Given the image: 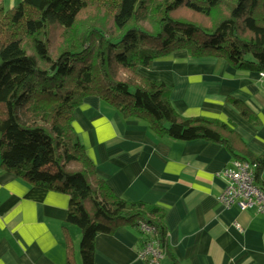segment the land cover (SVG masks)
I'll list each match as a JSON object with an SVG mask.
<instances>
[{
	"label": "trees",
	"instance_id": "1",
	"mask_svg": "<svg viewBox=\"0 0 264 264\" xmlns=\"http://www.w3.org/2000/svg\"><path fill=\"white\" fill-rule=\"evenodd\" d=\"M178 49L264 73V0H20L10 7L0 0V165L29 183L27 198L42 200L50 190L69 196L65 221L80 230V264H94L98 234L122 225L138 230L140 247L152 239L168 264H180L164 210L116 196L97 174L72 126L87 95L123 118L145 120L156 135L222 144L255 165L254 183L264 189L263 157L229 124L181 116L169 87L139 74ZM228 101L255 120L247 104ZM66 236V264H77Z\"/></svg>",
	"mask_w": 264,
	"mask_h": 264
},
{
	"label": "crops",
	"instance_id": "2",
	"mask_svg": "<svg viewBox=\"0 0 264 264\" xmlns=\"http://www.w3.org/2000/svg\"><path fill=\"white\" fill-rule=\"evenodd\" d=\"M19 1L1 3L10 7ZM138 72L169 87L181 116L229 124L264 161V73L235 68L216 56L194 57L185 49ZM229 98L247 104L255 120L245 119ZM72 126L116 196L164 210L168 244L180 264H264V213L226 207L218 199L226 185L222 171L234 159L225 146L156 135L145 120L123 118L95 95L75 108ZM29 186L0 165V264H66V235L80 264V230L65 221L69 196L50 190L33 200L25 196ZM139 249L138 230L118 226L95 237L94 264H145ZM162 264L168 260L162 258Z\"/></svg>",
	"mask_w": 264,
	"mask_h": 264
},
{
	"label": "built area",
	"instance_id": "3",
	"mask_svg": "<svg viewBox=\"0 0 264 264\" xmlns=\"http://www.w3.org/2000/svg\"><path fill=\"white\" fill-rule=\"evenodd\" d=\"M263 73V72H261ZM254 164L248 161L233 159L231 164L224 167L222 174L226 185L218 199L226 207L234 205L240 210L251 209L257 213H264V189L254 183ZM240 228L238 223H235ZM141 230L151 233L148 225L141 223ZM140 257L145 264H161L163 253L157 243L150 239L139 249Z\"/></svg>",
	"mask_w": 264,
	"mask_h": 264
},
{
	"label": "rangeland",
	"instance_id": "4",
	"mask_svg": "<svg viewBox=\"0 0 264 264\" xmlns=\"http://www.w3.org/2000/svg\"><path fill=\"white\" fill-rule=\"evenodd\" d=\"M77 229V228H76ZM78 230V229H77ZM79 231V230H78ZM80 232V231H79ZM79 240H80V238H79ZM77 253H78V246H77Z\"/></svg>",
	"mask_w": 264,
	"mask_h": 264
}]
</instances>
